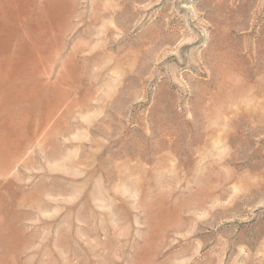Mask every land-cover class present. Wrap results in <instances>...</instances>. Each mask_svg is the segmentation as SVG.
Wrapping results in <instances>:
<instances>
[{
    "label": "rangeland",
    "instance_id": "374dc122",
    "mask_svg": "<svg viewBox=\"0 0 264 264\" xmlns=\"http://www.w3.org/2000/svg\"><path fill=\"white\" fill-rule=\"evenodd\" d=\"M0 264H264V0H0Z\"/></svg>",
    "mask_w": 264,
    "mask_h": 264
}]
</instances>
